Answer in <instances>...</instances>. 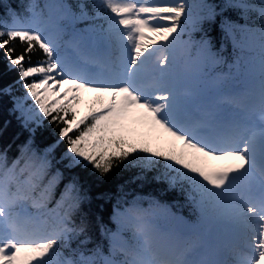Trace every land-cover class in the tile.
Wrapping results in <instances>:
<instances>
[{"label":"snow or ice","instance_id":"1","mask_svg":"<svg viewBox=\"0 0 264 264\" xmlns=\"http://www.w3.org/2000/svg\"><path fill=\"white\" fill-rule=\"evenodd\" d=\"M19 8L0 264H264V0Z\"/></svg>","mask_w":264,"mask_h":264},{"label":"trees","instance_id":"2","mask_svg":"<svg viewBox=\"0 0 264 264\" xmlns=\"http://www.w3.org/2000/svg\"><path fill=\"white\" fill-rule=\"evenodd\" d=\"M8 0H6L7 2ZM213 2H219V0H213ZM6 5H9V2L7 4H4L3 3V0H0V16H3L4 14V11H5V6ZM11 6H13L12 4H10ZM35 59V57H34ZM4 71V64H3V58H2V55H0V73H2ZM16 78V73L15 72H12V73H9V79H15ZM5 113L3 112H0V122H3V120L5 119ZM17 125H16V122L15 120L13 119V124H12V128H16ZM21 140H23V135L21 136ZM19 142V141H18ZM4 144V138L3 137H0V147H2ZM129 175V174H126V176ZM110 207V206H109ZM109 209L106 208V212L105 214H107Z\"/></svg>","mask_w":264,"mask_h":264}]
</instances>
